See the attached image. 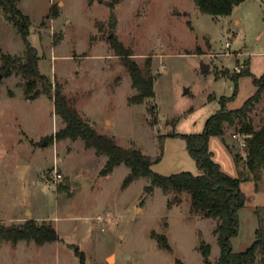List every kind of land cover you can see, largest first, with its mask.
Listing matches in <instances>:
<instances>
[{"label": "rangeland", "instance_id": "374dc122", "mask_svg": "<svg viewBox=\"0 0 264 264\" xmlns=\"http://www.w3.org/2000/svg\"><path fill=\"white\" fill-rule=\"evenodd\" d=\"M19 6L30 17L28 39L40 71L63 84L100 133L159 158L153 169L162 174H197L184 135L202 132L223 106L241 107L257 91L255 77L264 74V0H244L220 16L202 12L195 0H20ZM116 41L142 66L151 61L152 98L130 103L136 89L113 49ZM25 49L18 26L1 13L0 66L3 52L24 56ZM245 69L251 74L236 77ZM0 73V221L36 218L59 234L44 245L0 236V264H203V240L217 261L218 220L195 211L189 193L157 187L148 195L149 177L126 185V164L103 174L106 155L81 138L56 139L65 123L52 97L29 99L19 71ZM250 118L257 128L264 123V92ZM241 125L228 124L224 136L209 139L214 159L241 179L247 196L232 237L235 251L256 239L257 209L264 207V175L254 179L247 147L234 135ZM45 138L49 143L38 145ZM55 170L62 177H54ZM174 198L179 202L169 205ZM153 232L165 234L171 249Z\"/></svg>", "mask_w": 264, "mask_h": 264}, {"label": "trees", "instance_id": "16d2710c", "mask_svg": "<svg viewBox=\"0 0 264 264\" xmlns=\"http://www.w3.org/2000/svg\"><path fill=\"white\" fill-rule=\"evenodd\" d=\"M242 1L244 0H195L202 12L215 16L230 14ZM19 2L20 0H0V14L5 13L18 26L26 42L25 53L24 56H19L3 52L4 64L0 66V70L5 76L17 70L27 79L25 82L27 98L36 99L43 93L53 98L55 111L65 123V126L56 132V139L81 138L87 147H94L97 154L106 155L107 161L102 169L103 174L111 173L117 166L126 164L130 168L125 179L126 185L140 177H149L150 183L145 187L148 195L152 194L157 187L162 188L164 192L189 193L195 211L203 212L207 217L218 220L215 233L220 241V257L217 261H213L210 257L211 243L203 240L199 246L203 255V264H264V213L262 211L264 207L257 209L259 227L256 231V239L246 249L235 251L232 246V237L238 233L239 211L246 204L247 196L241 188V179L226 173L214 159L209 147V139L212 135L224 136L228 124L240 122L242 125L239 131L247 142V166L257 182L263 178L264 123L259 128L255 127L250 118V112L262 98L264 74L261 77H255L257 91L241 107L229 109L223 106L207 120L202 132L184 135L188 148L199 166L200 171L197 174L189 171L162 174L153 169V164L159 158L154 159L140 148L123 146L114 136L100 133L89 120L81 115L76 100L67 95L63 84L57 80L52 81L40 71L37 48L28 39L30 17L24 14ZM110 5L113 9L110 20L115 25L118 22L116 7L114 3ZM58 13V10H54L52 15L56 16ZM112 45L129 71L132 85L136 89V93L129 98L130 103H141L152 98L155 94V75L151 72V61H147L144 67L134 59V52L130 47H126L120 41ZM242 74H251V72L245 69L237 73L236 77ZM45 139L49 141L51 138ZM175 202H179V199H170L169 205ZM0 236L15 244L20 240H34L35 243L44 245L59 239L57 229L51 222H39L36 218H29L23 223L7 224L0 221ZM153 236L163 247L171 249L165 234L153 232ZM178 264L184 263L178 259Z\"/></svg>", "mask_w": 264, "mask_h": 264}, {"label": "built area", "instance_id": "2783aa9c", "mask_svg": "<svg viewBox=\"0 0 264 264\" xmlns=\"http://www.w3.org/2000/svg\"><path fill=\"white\" fill-rule=\"evenodd\" d=\"M238 68H239V66H236V69H238ZM234 135L241 140V145L243 147H245L247 145L245 137L240 132L239 133H235ZM54 177L60 178V177H62V174L60 172H58L57 170H55Z\"/></svg>", "mask_w": 264, "mask_h": 264}, {"label": "water", "instance_id": "95a60500", "mask_svg": "<svg viewBox=\"0 0 264 264\" xmlns=\"http://www.w3.org/2000/svg\"><path fill=\"white\" fill-rule=\"evenodd\" d=\"M0 77H2V74L0 73ZM48 144V140L44 139L43 141H38V145H46Z\"/></svg>", "mask_w": 264, "mask_h": 264}]
</instances>
